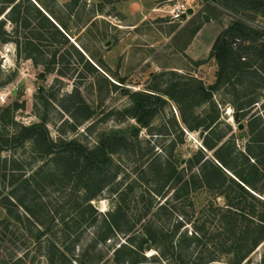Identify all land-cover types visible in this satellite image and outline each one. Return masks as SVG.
<instances>
[{"label": "rangeland", "instance_id": "1", "mask_svg": "<svg viewBox=\"0 0 264 264\" xmlns=\"http://www.w3.org/2000/svg\"><path fill=\"white\" fill-rule=\"evenodd\" d=\"M12 1L0 0V13ZM15 3L13 11L8 12L9 6L0 15V95H5V101H0V136L10 140L2 144L0 152V220L8 218L2 201L12 189L9 180L13 176V186L20 187L19 195L24 196L26 205L35 207V193L30 192L33 187L28 189L22 182L43 178L48 181L40 186L44 191L39 188L42 200L62 202L63 186L49 181L69 182V156L50 155L44 150L46 146L31 138L12 142L24 127L36 124L56 144L72 142L87 150L113 136L129 142L114 143L110 146L114 152L102 160L108 181L92 200L97 220L86 222L76 234L81 247L96 239L95 231L103 230L105 214L116 210L118 204L124 205L123 210L133 220L139 218L147 206L141 198L143 191L148 187L159 189L157 181L143 182L148 176L142 171L150 169L149 163L192 167L187 175L195 173L199 178L200 158L209 153L214 159V152L220 148L218 153L237 171H243L259 197L264 198V171L256 173L252 166L264 158V54H245L241 69L216 85L220 64L210 56L209 49L214 36L208 35L205 43L198 40L195 49L190 50L195 59L187 49L199 25L212 23L205 34H214V25L221 31L235 22L250 30L246 45L264 48V0ZM176 7L193 8L194 13L173 20L170 12ZM204 14L210 17L209 22ZM41 72L45 76H40ZM140 103L154 113L148 125L136 118ZM238 108L241 115L237 121ZM240 122L245 124L242 130L238 128ZM206 144L215 147L209 150ZM230 150L232 154H228ZM247 151L251 155L247 156ZM72 186L73 182L68 184V191ZM163 191L164 197L157 203L168 199V209L156 214L155 207L141 221L136 220L133 232L143 223L154 222L177 232L176 240L187 248L188 259L208 261L213 249L206 244L207 239L200 241L192 233L202 226L205 229L201 233L207 237L206 231L214 232L212 219L216 211L211 204L224 205L226 198L218 190L199 188L191 196L192 206L190 199L175 203L173 188ZM20 210L22 223L12 221L14 228L17 226L16 234L7 240L0 238V264H43L46 248L37 246L30 237L24 210ZM121 223L123 232L97 247L105 261L112 259L114 248L127 238L124 232L128 233L129 226ZM244 253H215L216 259L222 260L216 263L229 264L227 261L242 258ZM154 254L158 256L156 247L146 253ZM158 258L150 257L146 264L168 262ZM240 264H264V242Z\"/></svg>", "mask_w": 264, "mask_h": 264}, {"label": "trees", "instance_id": "2", "mask_svg": "<svg viewBox=\"0 0 264 264\" xmlns=\"http://www.w3.org/2000/svg\"><path fill=\"white\" fill-rule=\"evenodd\" d=\"M15 1L13 0L12 4L4 8L0 15L9 6L12 7L8 12L13 11L17 6ZM38 11L41 12L39 9ZM249 37L250 30L239 22L233 23L219 33L210 53V56L216 58L220 64L216 85L231 79L241 69L240 64L242 59L246 57L245 54H264V48L253 49L252 46L245 44V40ZM138 110L140 113L136 115L137 120L144 125H148L149 119L154 113L148 111L142 103L138 105ZM236 115L238 121L241 115L240 108L236 109ZM28 138L43 144L42 146H46L44 150L50 155H68L70 179L69 182H64L63 179L49 181L51 183L58 182L63 186L62 202L56 201L55 204L43 201L41 198L43 196L40 194L39 188L48 179L33 180L32 183L23 181L22 184L28 189L33 187L30 189V192L35 193L33 197L35 207L33 208L26 205L24 196L19 195L20 187L13 186L16 182L13 176V179L9 180L12 189L3 197L2 201L8 218L5 217L0 220V238L7 240L9 235L16 234L17 226L14 228L12 221L22 223V218L19 215L22 208L27 221L25 226H27L28 234L35 240L37 246L43 247L44 245L46 248V254L44 255L46 260L43 264H146V260L150 257L151 259L153 257L159 259L158 257H160L161 260H167L168 262L165 264H217L216 261L222 260L216 259V254L245 250L242 258L240 257L233 262L227 261L229 264H240L241 259L249 256L264 242V198L259 197L260 195L257 194L259 191L243 171H237L236 166L232 167L230 161L218 153L220 149L218 148L214 152V159L209 153L200 158L199 178L195 173L187 175V171L192 167L189 169L178 168L171 163L158 167L154 163H149L150 169L144 168L142 171L144 176H148L145 177L146 179L143 182L150 184L157 181L159 189L156 191V189L148 187L143 191L141 198L147 206L144 207V210H141L139 218L133 220L129 216V212L123 210L124 205L122 203L118 204L116 210H110L105 214L103 230L100 231V228L99 231H95L94 237L96 239H93V242L86 247H81L78 245L79 238L76 236L82 231L81 228L86 222L90 221L93 224L97 220L95 215L97 209L94 208L92 200L99 195V192L105 186V182L108 181L109 174L105 172V168H102V160L107 158L109 153L114 152L113 148L110 149V146L114 143L127 145L129 142L123 137L113 136L90 150L72 142L56 144L43 130V127L37 124L24 127V132L19 137H15L12 142ZM9 142V139L0 136V152L3 149L2 144H9ZM224 145L228 146L229 143H224ZM205 147L212 150L215 146L206 144ZM248 149L251 150V148ZM232 152L233 150H230L228 154H232ZM263 152L264 148L261 149V154ZM249 155L251 154L247 151V156ZM263 159L252 164L256 173L260 174L261 171H264V166L262 167ZM189 162L192 164V160H189ZM209 167L210 170H208ZM39 170L45 171L42 168ZM4 176L7 177L5 172ZM71 182H73V186L68 191L67 186ZM17 185H20V183ZM165 188H173L175 203H184L185 200L189 201L190 199V205L192 202V206L194 204L191 196L199 188L202 190L205 188L218 190V193L226 198L227 203L224 205L211 204V209L216 211L212 219V222L215 221L214 232L206 231L209 234V237H207V234L201 233L202 229H205V226H202V228L196 229L195 233H192L200 241L207 239L206 244L213 249L210 252L212 257L208 261L194 262L188 259L185 253L187 248L184 247L182 241L180 243L176 240L177 232L160 227L154 222L143 223L140 230L133 232L134 223H137L136 220L141 221L155 207H157L156 214L159 211L168 209V199L163 203H157L158 198L161 197L162 199L164 197L163 190ZM40 189L44 191V187ZM120 198L122 199V196ZM122 200L124 201L125 198L123 197ZM121 221L126 222V226H129L128 233L124 232V235L127 234V238L114 248L112 259L105 261L97 247L100 242H107L123 232ZM74 236L77 239H73ZM43 240L47 241V244L43 243ZM153 247H156L158 256H155V254L147 256L146 253ZM156 261V263L164 264L158 260Z\"/></svg>", "mask_w": 264, "mask_h": 264}, {"label": "crops", "instance_id": "3", "mask_svg": "<svg viewBox=\"0 0 264 264\" xmlns=\"http://www.w3.org/2000/svg\"><path fill=\"white\" fill-rule=\"evenodd\" d=\"M210 25L212 26V23H206L205 25H199L198 28L196 29V32H195V34H194V39H193L192 43H191V44L189 43V46L187 47V49L189 50V54H190V55L192 54V53H190V52H192V51H190V50L195 49L198 40L201 41V42H203V43H205L206 39L208 38V35H211L210 38L214 36V37L212 38V43H211L210 48H209V49L212 50L213 44H214V42H215L217 36L219 35V33H220L222 30L220 31V29L218 28V26H217V25H214V26H215L214 28L216 29V32H215L214 34H212V32H210V34H205V30H206L207 27H209ZM211 50H210V53H211ZM191 56H192V58H194V59L196 58V57L193 56V55H191Z\"/></svg>", "mask_w": 264, "mask_h": 264}, {"label": "built area", "instance_id": "4", "mask_svg": "<svg viewBox=\"0 0 264 264\" xmlns=\"http://www.w3.org/2000/svg\"><path fill=\"white\" fill-rule=\"evenodd\" d=\"M188 8L186 7H176L173 10H171L170 14L173 18V20H182L184 18V13L187 11ZM0 101H5V95H0Z\"/></svg>", "mask_w": 264, "mask_h": 264}, {"label": "water", "instance_id": "5", "mask_svg": "<svg viewBox=\"0 0 264 264\" xmlns=\"http://www.w3.org/2000/svg\"><path fill=\"white\" fill-rule=\"evenodd\" d=\"M194 13V9L193 8H189V9H187V11L184 13V17H187V16H189V15H192ZM204 19H205V21H207V22H209L210 21V17L207 15V14H204ZM40 76H45V73L44 72H41L40 73ZM40 90H43V87H40ZM235 119H237V115L235 116ZM244 127H245V124L243 123V122H240L239 124H238V128L239 129H244Z\"/></svg>", "mask_w": 264, "mask_h": 264}, {"label": "bare ground", "instance_id": "6", "mask_svg": "<svg viewBox=\"0 0 264 264\" xmlns=\"http://www.w3.org/2000/svg\"><path fill=\"white\" fill-rule=\"evenodd\" d=\"M230 110V112H231V109H229Z\"/></svg>", "mask_w": 264, "mask_h": 264}]
</instances>
